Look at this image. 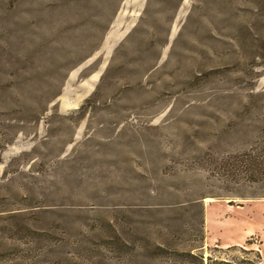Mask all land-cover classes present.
Returning a JSON list of instances; mask_svg holds the SVG:
<instances>
[{
  "label": "rangeland",
  "instance_id": "1",
  "mask_svg": "<svg viewBox=\"0 0 264 264\" xmlns=\"http://www.w3.org/2000/svg\"><path fill=\"white\" fill-rule=\"evenodd\" d=\"M263 110L264 0H0V264H263Z\"/></svg>",
  "mask_w": 264,
  "mask_h": 264
},
{
  "label": "trees",
  "instance_id": "2",
  "mask_svg": "<svg viewBox=\"0 0 264 264\" xmlns=\"http://www.w3.org/2000/svg\"><path fill=\"white\" fill-rule=\"evenodd\" d=\"M258 112L254 115L264 120V110ZM255 136L245 148L222 155L215 162L217 179L229 185V193L224 195L228 198H264V126ZM200 239L203 240V236ZM155 249L160 250L162 246L156 245ZM175 252L187 264H254L246 257L227 260L204 257L203 253H194L192 249Z\"/></svg>",
  "mask_w": 264,
  "mask_h": 264
},
{
  "label": "crops",
  "instance_id": "3",
  "mask_svg": "<svg viewBox=\"0 0 264 264\" xmlns=\"http://www.w3.org/2000/svg\"><path fill=\"white\" fill-rule=\"evenodd\" d=\"M211 205V203H209V205H208V207ZM208 207H206V210H205V216H206V213H207V208Z\"/></svg>",
  "mask_w": 264,
  "mask_h": 264
}]
</instances>
